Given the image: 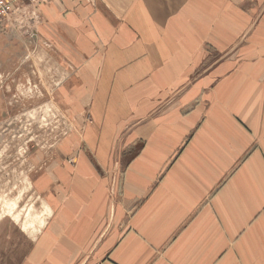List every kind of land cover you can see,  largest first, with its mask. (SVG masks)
<instances>
[{"label":"crops","instance_id":"1","mask_svg":"<svg viewBox=\"0 0 264 264\" xmlns=\"http://www.w3.org/2000/svg\"><path fill=\"white\" fill-rule=\"evenodd\" d=\"M50 12L77 67L61 104L86 146L52 165L62 195L19 264H264V49L234 51L264 25V0H57Z\"/></svg>","mask_w":264,"mask_h":264},{"label":"rangeland","instance_id":"2","mask_svg":"<svg viewBox=\"0 0 264 264\" xmlns=\"http://www.w3.org/2000/svg\"><path fill=\"white\" fill-rule=\"evenodd\" d=\"M54 2L21 0L0 21V264L26 258L56 211L49 195H62L50 183L52 165L75 164L86 146L74 108L61 104L77 67L61 52L64 37L57 42ZM259 27L260 18L234 44L236 62L248 45L264 49V40L249 42L264 37ZM69 141L75 153L63 149Z\"/></svg>","mask_w":264,"mask_h":264},{"label":"built area","instance_id":"3","mask_svg":"<svg viewBox=\"0 0 264 264\" xmlns=\"http://www.w3.org/2000/svg\"><path fill=\"white\" fill-rule=\"evenodd\" d=\"M21 0H0V21L11 16L17 9Z\"/></svg>","mask_w":264,"mask_h":264}]
</instances>
